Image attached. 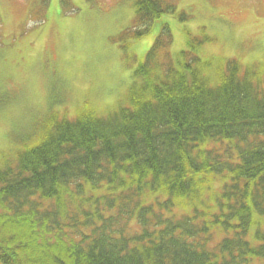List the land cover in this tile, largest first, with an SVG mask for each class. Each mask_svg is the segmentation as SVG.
I'll use <instances>...</instances> for the list:
<instances>
[{
	"label": "trees",
	"instance_id": "trees-1",
	"mask_svg": "<svg viewBox=\"0 0 264 264\" xmlns=\"http://www.w3.org/2000/svg\"><path fill=\"white\" fill-rule=\"evenodd\" d=\"M133 7L122 37L137 40L176 6ZM160 33L128 107L50 114L37 144L0 167V264H264L262 81L229 61L212 85L197 58L154 74L149 60L171 42Z\"/></svg>",
	"mask_w": 264,
	"mask_h": 264
},
{
	"label": "rangeland",
	"instance_id": "rangeland-1",
	"mask_svg": "<svg viewBox=\"0 0 264 264\" xmlns=\"http://www.w3.org/2000/svg\"><path fill=\"white\" fill-rule=\"evenodd\" d=\"M168 1L175 13L131 40L121 33L134 27L133 0H0V167H14L37 144L50 114L103 118L128 107L133 73L162 24L171 42L149 60L154 74L158 63L170 60L180 68L197 58L196 68L216 85L226 62L234 60L264 84V0ZM246 240L256 244L254 227Z\"/></svg>",
	"mask_w": 264,
	"mask_h": 264
}]
</instances>
